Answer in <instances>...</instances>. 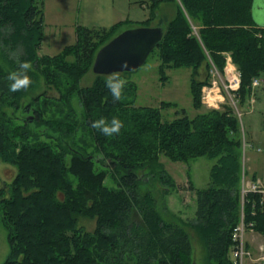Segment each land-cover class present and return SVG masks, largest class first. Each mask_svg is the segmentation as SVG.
<instances>
[{"label":"trees","instance_id":"obj_1","mask_svg":"<svg viewBox=\"0 0 264 264\" xmlns=\"http://www.w3.org/2000/svg\"><path fill=\"white\" fill-rule=\"evenodd\" d=\"M166 3L175 8L152 50L159 52L160 78H167L166 68L191 67L192 104L199 109L202 86L210 82L208 76L196 78L199 68L212 63L222 72L228 53L240 72L236 103L244 104L253 92L252 77L264 79V27L252 18V0H150L143 25ZM42 5V0H0V160L16 167L11 182L0 186V221L9 246L1 264H195L191 238L201 246L202 264H233L232 229L242 211L264 235V206L251 213L258 195L241 200L244 139L233 107L224 103L193 117L163 119L161 108L176 104L136 105L134 81L126 80L122 99L115 102L105 86L109 75L95 74L90 85L80 86L98 48L127 21L99 29L78 25L74 43L53 55L39 54ZM25 61L31 62L33 83L10 92L8 75ZM75 94L82 106L79 117L72 105ZM19 109L33 114L19 117ZM114 117L123 123L118 135L91 127ZM31 123L43 127L33 131ZM49 130L65 137L87 135L91 144L82 138V145L68 148ZM160 155L185 163L200 155L217 157L207 184L195 188L193 216L170 215L167 206L161 212L143 186L155 180L166 193L175 185ZM82 218L93 220V227L85 228Z\"/></svg>","mask_w":264,"mask_h":264},{"label":"rangeland","instance_id":"obj_2","mask_svg":"<svg viewBox=\"0 0 264 264\" xmlns=\"http://www.w3.org/2000/svg\"><path fill=\"white\" fill-rule=\"evenodd\" d=\"M145 1L146 4L141 6L139 0H42L44 37L38 52L39 54L53 55L58 53L64 46L74 43L76 40V27L78 25L97 29L108 28L119 20L127 21L120 29L130 27L131 23L143 25L144 23L142 21L146 20L150 11V0ZM174 8L175 6L173 3L160 4L147 25L163 26L166 20L172 16ZM192 28L196 30L194 25H192ZM0 63L4 64L1 54ZM159 63V52L158 49H156L149 53L145 62L139 67L128 71L117 72L122 79L131 80L136 83L137 94L135 104L158 106L159 102L162 100L174 102L176 106L172 105L161 108L163 119H173L182 113L193 117L200 111L222 107L224 103L232 106L238 115L240 131L244 139L241 160L246 170V175L250 177V171H257L258 173L263 172L264 79L262 76H258L263 79L259 85L253 87L251 83L250 86L253 92L246 99L244 104H237L236 96L232 95L231 97L222 87V81L224 80L223 71L221 72L218 70V74H216L214 69L216 67L212 63L209 68L203 64L199 68L196 78L203 79L208 76L210 81L216 79L224 99L217 107L208 106L203 102L202 107L197 109L192 104L190 90L191 67L180 66L166 68L165 74L167 78L164 80L160 78L158 70ZM94 77L95 73L92 69L88 70L82 76L80 86L90 85ZM49 92L53 94L56 93L54 89H50ZM25 102L24 99L22 105H24ZM72 105L79 117L82 112V106L76 94L73 96ZM7 110L8 112L11 111L10 108ZM15 114L19 117H24L25 115H32L33 113L31 109L23 112L19 109ZM29 125L32 127L33 131H40L43 127V125L39 127L35 126L33 123ZM49 133L68 148H70V144H73L75 147L82 145V138L86 140L87 144H91V139L87 135L80 137V133L75 134L73 137H65L59 132L50 130ZM39 137L41 140H51V138L45 134H40ZM216 158L217 157L200 155L191 158L185 163L179 160L174 161L164 155H160V160L163 162L166 171L174 178L175 185L167 189L166 193H163L164 186L153 179L152 183H150L151 181L149 180L150 182L145 183L143 186L153 192L161 212L164 210L163 207L165 208L167 206L168 209L166 213L188 218L194 215L197 205L195 188L204 187L207 184L210 167L216 161ZM15 171L16 167L14 165L0 160L1 187L11 182ZM142 177L148 180L147 174H142ZM105 183L107 185H113V182L110 181L109 178L106 179ZM80 223L87 229H91L94 225L93 220L84 218L80 219ZM6 236V228L0 221V264L8 255L9 246ZM245 236L248 246L253 251L254 256H257L258 251L256 247L260 242L264 241V235L254 229H246ZM191 239L193 244L194 263L202 264L201 246L196 238ZM244 264L257 263L247 259Z\"/></svg>","mask_w":264,"mask_h":264},{"label":"built area","instance_id":"obj_3","mask_svg":"<svg viewBox=\"0 0 264 264\" xmlns=\"http://www.w3.org/2000/svg\"><path fill=\"white\" fill-rule=\"evenodd\" d=\"M226 61L223 68L224 80L222 81V87L224 91L232 97L236 96V91L240 85V72L231 60L228 53L225 54ZM215 69V73L218 74V69ZM263 81L262 78L255 76L252 78V86L255 87ZM224 96L220 92V88L217 85L216 79H212L210 83L204 84L201 91V101L208 106L217 107L222 102ZM240 193L242 203L244 197L248 193L257 194V200L254 201L251 213L255 214L256 209L264 206V177L252 178L246 175L242 171L240 182ZM257 204V205H255ZM246 229H253L252 222L244 220L243 211L241 212L238 223L232 229V241L233 244L230 250V257L233 264H244L247 259H250L257 264H264V241L260 242L257 249V256H254L253 251L247 244V238L245 236Z\"/></svg>","mask_w":264,"mask_h":264},{"label":"water","instance_id":"obj_4","mask_svg":"<svg viewBox=\"0 0 264 264\" xmlns=\"http://www.w3.org/2000/svg\"><path fill=\"white\" fill-rule=\"evenodd\" d=\"M162 25L125 28L101 45L95 53L92 71L109 75L139 67L163 37Z\"/></svg>","mask_w":264,"mask_h":264},{"label":"clouds","instance_id":"obj_5","mask_svg":"<svg viewBox=\"0 0 264 264\" xmlns=\"http://www.w3.org/2000/svg\"><path fill=\"white\" fill-rule=\"evenodd\" d=\"M252 18L260 27H264V0H253ZM31 62L25 61L19 65V70L12 71L8 75V80L11 81L9 91L18 92L28 89L33 81L28 72L31 70ZM127 81L122 79L119 73H111L105 81L106 88L110 91L113 101H120L122 99L123 90ZM91 127L102 132L103 135L111 137L118 135L123 123L118 118H113L109 123L106 118H101L92 123Z\"/></svg>","mask_w":264,"mask_h":264},{"label":"crops","instance_id":"obj_6","mask_svg":"<svg viewBox=\"0 0 264 264\" xmlns=\"http://www.w3.org/2000/svg\"><path fill=\"white\" fill-rule=\"evenodd\" d=\"M139 4L141 5V6H143V5H145L146 4V1L144 0H139ZM250 173V177H252V178H256V177H264V171L263 172H261V173H258L257 171H250L249 172ZM191 217V216H190ZM231 255V254H230ZM201 258H202V256H201Z\"/></svg>","mask_w":264,"mask_h":264}]
</instances>
